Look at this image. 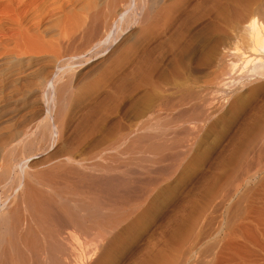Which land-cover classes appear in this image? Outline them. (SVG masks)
Wrapping results in <instances>:
<instances>
[{"label":"bare ground","instance_id":"1","mask_svg":"<svg viewBox=\"0 0 264 264\" xmlns=\"http://www.w3.org/2000/svg\"><path fill=\"white\" fill-rule=\"evenodd\" d=\"M42 1L0 0V28L18 30L11 41L0 37V264H107L144 218L155 185H170L189 163L207 122L240 108L249 85L242 78L264 75V62L247 55L257 48L264 56V0H63L67 16L52 36L55 14L24 24ZM124 35L132 47L123 53V44L111 46ZM165 56L171 63L162 68ZM93 57L98 62L74 83L76 69ZM36 58L61 62L45 75L47 60ZM249 86L255 94L262 84ZM196 92L201 103L186 119L177 113L192 123L177 142L158 112L191 106ZM261 106L222 154L219 172L203 180L208 186L168 224L167 251L146 247L130 264H185L230 194L257 180ZM151 173L159 176L144 180Z\"/></svg>","mask_w":264,"mask_h":264},{"label":"rangeland","instance_id":"2","mask_svg":"<svg viewBox=\"0 0 264 264\" xmlns=\"http://www.w3.org/2000/svg\"><path fill=\"white\" fill-rule=\"evenodd\" d=\"M49 1L50 0H43L40 3V6L37 5L36 7H34V9H33L34 11L29 13V15H27L24 18L26 23L24 22V20L22 21V23L24 22V24L30 25V23L32 21H35V18H36L35 16L38 17V15L42 16L43 14L44 15L42 17L47 15L44 18V20L46 21V20L50 19V15L55 14V16H57V17H55V16L53 17V19L55 18L53 20V22L57 25L55 27L52 26L50 28L51 31H49V35H48V36H50V35L52 36L53 34L56 33V31L60 27L59 25L62 24L63 16L65 15L64 16V18H65L67 16V14H65L64 10H63V9H65L63 7V3H64L63 0H53L52 2H49ZM47 2H49V3L47 4ZM42 5H43V7H42ZM47 7L49 10L47 9ZM61 7H62V9H61ZM50 8L53 9L52 13H51ZM33 14H36V15H33ZM57 14L58 15L60 14V15L58 16ZM58 17H60V19H56ZM59 20L61 22H59ZM67 23L69 24V22H67ZM136 28L137 27H135V28L133 27L131 30L134 31ZM196 29H198V28H196ZM17 31L18 30L14 24H11V26L8 25L6 28H4V27L0 28V37L3 35H7L9 37L7 40L11 41L12 38L16 39V37H14L15 36L14 34L18 35ZM2 32H4V33H2ZM126 34H128V32ZM126 36L127 35H124L119 41L113 43L111 47L115 48L116 46H120V45L123 47V45H124L125 46L124 49L122 47H119V48H122L123 53L128 51V50L125 51V49H130L132 46L126 45V44H124V42H122ZM17 38H18V36H17ZM222 49H223V46H218L214 50L212 57L214 58L216 56L214 58L215 60L219 56V53L222 52ZM248 53H250V54H247V55H250L251 58H254L256 55V58L258 60H260V63L264 62V56L262 55V53H260V51L257 48L254 49L253 51L250 50V52H248ZM64 55H65L64 58H66V53L61 55V58ZM61 58L59 59V63L57 62V60L51 61L47 58H44V59L42 58L43 60L48 61V62L44 61V63H42V65L44 64L43 65L44 66V74L47 75L48 73L53 71V68H52L53 64L56 62H57V64H60ZM36 59H37L36 64H38L39 62L41 63L42 59H40V58H36ZM95 59L96 58L93 57L91 60H89L90 63L88 65L76 69L77 72H75L74 77H73L74 83H76L75 81H78L80 78H83V75L86 74V71L88 72V70H89L88 68H90L91 65L93 66L95 63L98 62V60L96 61ZM170 59L171 58L169 56L164 57L162 68H164L165 65L167 66L169 63H171ZM13 68H15L14 71L16 70L15 72L13 71V73L19 72L20 70H18V69H21V67L16 68L14 66L12 67V69ZM82 73H83V75H82ZM254 73H255V75H254ZM246 75L244 76L245 80H244V77L242 78L243 80L242 79L241 80H242V82H246V80H247L248 84L250 85V86L248 85L249 87L252 86L251 88H253V87H256V86L261 85V84H262V86L256 90L257 92L255 91V94L253 92H251L249 90L250 88H248V86H247L246 89L241 92V95H244V96H241L242 101L240 100L243 104H240L241 103L240 102L237 105V106H240V108L236 107L237 108L236 109V108H230L229 107L228 109H225V111L221 112L224 114H219L220 116L217 114L218 115L217 117H215V118H213V120L211 119V121L207 122V124L204 128V131L201 133L202 135L200 134L198 142H197L196 146L194 147V150L196 152H194L195 154L193 153V155H192L193 158L191 156V158L189 159L190 161H188L189 163H187V164L185 163L187 166L184 165V167L182 169H180L179 173H177L176 177L174 178L175 180L173 179L171 181L170 185H166L165 183L164 184L161 183L163 185H161V184L155 185V187L159 186V188H155L154 191L152 192L151 197H150L151 206L148 209V211L146 212L144 218L138 224H136L132 228V230L129 232L128 237H127L125 243L123 244L122 248L120 250H118L117 252L115 251L116 253L112 252L107 264H130L133 260H135V258H138L139 255L142 254L146 250V247L147 248L149 247L148 251H150V252L153 251L154 248L156 251L159 246H160L159 248H161L163 250L165 249L164 251H167L166 240L168 241V237L172 233L171 229L169 227H167L168 224L171 227L170 224H173L172 220L179 215L182 207L185 208L187 206V204L190 202V200H193L194 197H196L197 194L200 193V191L202 189H204L205 187L208 186V185L203 184V182L204 181L206 182L209 178H211L213 175H216L219 172L218 170H216L217 168H219V164H220V162H218V161H221L225 157V156H223V155H226L224 152L228 151L229 148L231 147V145L234 143L236 136H237V132L240 129V127L243 125L245 120L248 118L249 113H251V111L255 107L261 106V105L262 106L260 109L264 110V106H263V104H264V75L262 77H260V79H258L259 74H257L256 72H253V73L251 72L247 76ZM13 76L15 77L17 75L13 74ZM78 76H80V77H78ZM253 79H255V80H253ZM256 79H258V80H256ZM230 93H232V92L230 91ZM200 95H201L200 92L195 93L197 100L192 101L193 102V103H191L192 107L190 106V103L182 104V106H181V104H180V106H178V104H176L173 106H171V105L168 106L169 110L163 109L162 111L158 112V116L161 117V115L163 114L164 115V116L162 115L163 117H165V115H166V117L168 118V120L166 117L164 118L167 120L166 122H168V125L170 124L169 125L170 127L168 126V131L165 132L166 135H168V134L171 136L174 135L173 137L175 138V141H177V142H178V140L182 141V140L186 139L187 133L185 131L183 132V130H184L186 125H187L186 127H191L192 123L190 124V121L188 119L184 120L185 122H187V123H185L183 121V119H186V117H187L186 112H189L191 110L190 108H193L195 106V105H193L194 102H196V103L200 102L201 103ZM256 103H258L259 105H257ZM254 105H255V107H253ZM180 109H182V110L186 109V110L184 112H182V110H180ZM179 110L181 113L179 112ZM177 113H180L181 116H180V114L178 115ZM263 113H264V111H263ZM183 114H185V115H183ZM173 115L176 116V119ZM172 116H173V118H172ZM178 116H180L179 118H181L182 116L184 118L182 120H177V119H179V118H177ZM170 118H172L173 122L175 121L174 122L175 124L174 123L171 124L172 121L170 122V120H171ZM183 122H184V124H183ZM179 124H181V125H179ZM172 125L175 127H173ZM177 126H179V127H177ZM176 127H177V129H181L182 133L180 132V130H177ZM180 127H182V128H180ZM188 129L189 128H187L186 130H188ZM180 134H181V136H180ZM92 139H89V141L88 140L86 141L84 147L82 148L83 151L89 150L90 146H92V144L94 143L93 142L94 137ZM90 141L92 143H90ZM89 144H91V145H89ZM228 146H230V147H228ZM196 147H198V148H196ZM260 147L261 148H259L258 153L256 154L257 158H258L257 160L259 163L257 168H255V171L258 172V173L257 172L255 173V174H257L256 175L257 180L256 179L255 180H249L250 176L253 174V171H251L252 173L250 171H248V173H246L244 178H246V180H249L251 182L247 181L248 184L243 182V184L241 186L238 185V187H239L238 189L241 192L239 190L238 191L236 190L237 193L236 192L231 193L230 194L231 201H230V199L226 200L224 203L225 205L224 206L222 205L218 209V212L216 211V213L213 214L214 216L212 215L215 218L217 217L216 218L217 220H215V222H214V218H213L212 223H210V226L208 225V227H207V229H209L212 226V228L210 229L209 232H208V230L206 231L207 237H205L206 233L204 234V237H200L198 244L191 251V254L189 256L190 259L188 258V262H186L185 264H190V263L191 264H264V137H263V140H262ZM84 148H85V150H84ZM174 152L176 153L177 151H174ZM220 156L222 158H220ZM218 157H219V160H218ZM166 164L168 165L169 163H167V161H166L165 165ZM162 166H163V168L165 167L164 164H161L158 166L159 168H157V169H161ZM213 169H215L216 171ZM212 171L214 173H212ZM210 173H212L213 175ZM156 174L158 175V173H156ZM156 174L151 173V176L148 174L150 177L145 178L146 176H144V178H145L144 180H147L148 178L149 179L153 178V180H154V175H156ZM152 175H153V177H152ZM206 177H208V178H206ZM205 179H207V180H205ZM144 180H141V182ZM145 182H147V181H145ZM145 182L140 184V182L135 181L134 185H137V184L138 185H145L144 184ZM252 184H254V185H252ZM201 186L204 188H202ZM231 187L233 188V187H235V185L234 186L231 185ZM199 188H201V189H199ZM156 189H157V191H156ZM194 193L196 196H194ZM236 194H238V195H236ZM237 197H239L240 200L242 199V201H239L238 204L236 203V200L239 199ZM186 201H187V204H185ZM240 202L242 203V205H240L241 204ZM228 203H231V205ZM232 203H234V204H232ZM227 204L229 207H227ZM233 205L237 206V210L234 213H232V212L229 213L228 211L231 209V207H233ZM180 206H182V207H180ZM227 208H229V209H227ZM177 209H178V211H177ZM239 210H241L242 212H240ZM239 212H240V215H238ZM232 215H234V217ZM169 220H171L170 221L171 223L169 222ZM230 220H231V222L229 223ZM227 224L228 225L230 224V225L228 226ZM213 227H215V228H213ZM219 228H220V230H219ZM167 229L168 230L170 229V230L166 231ZM216 229H218V230L216 231ZM162 232H164V233H162ZM201 238H202V240H201ZM206 243H207V246H205ZM149 244H151V245L148 246ZM158 244H159L158 247L153 246V245H158ZM203 246H205V248ZM140 251H141V253H140ZM200 251H202V254H200L201 253ZM178 252L179 251L177 250L176 254Z\"/></svg>","mask_w":264,"mask_h":264}]
</instances>
